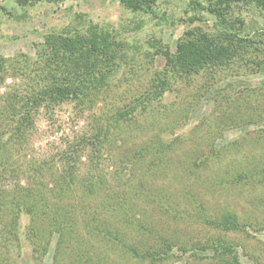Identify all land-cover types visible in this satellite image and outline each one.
I'll return each instance as SVG.
<instances>
[{
  "label": "rangeland",
  "instance_id": "rangeland-1",
  "mask_svg": "<svg viewBox=\"0 0 264 264\" xmlns=\"http://www.w3.org/2000/svg\"><path fill=\"white\" fill-rule=\"evenodd\" d=\"M188 2L157 0L154 17L118 0H42L25 8L0 0V56L7 60L0 106L7 95L24 98L37 89L22 74L21 56L34 57L51 32H108L126 53L94 104L40 101L20 142L0 150L6 159L0 264H264V8L254 1L228 2L229 31L254 41L245 53L223 67L173 79L159 101L118 124L107 142L81 143L101 116L149 86L164 67V51L174 52L183 32L198 29L228 42L216 18ZM16 184L42 196L33 215L13 219L6 200ZM56 209L71 218L70 232L61 239L55 232L34 237L48 234ZM228 212L239 228L205 222ZM218 238L233 252L207 244ZM123 243L163 254L139 258Z\"/></svg>",
  "mask_w": 264,
  "mask_h": 264
},
{
  "label": "trees",
  "instance_id": "trees-1",
  "mask_svg": "<svg viewBox=\"0 0 264 264\" xmlns=\"http://www.w3.org/2000/svg\"><path fill=\"white\" fill-rule=\"evenodd\" d=\"M40 1L42 0H13L21 8ZM156 1L118 0L127 10L158 17ZM250 1H254L257 6L264 8V0ZM228 2L229 0L210 1L205 6L199 0L188 2V6L192 3L201 6L200 10L205 9L216 18L218 25L223 28L224 35H226L228 42L225 45L222 42L220 43L217 37L199 32L198 29L197 31L186 30L183 32L176 42L175 51H164V67L155 71L150 79L149 86L141 94L134 96L124 108L116 109L104 117L101 116L95 132L86 138H82L81 143L96 146L103 139L107 142L118 124L141 111L147 112L154 102L159 101L174 83L173 79L181 76L188 78L206 69L223 67L232 60L233 56L238 55V53H245L247 46H253L254 41L251 39L239 38L235 31H229L234 27L231 25L233 24L231 17L228 16ZM195 5H192V7L195 8ZM0 8L4 9V6ZM123 44L122 41L116 40L111 34L103 31L94 30L89 32L88 35L80 33L55 34L51 32L45 36L43 42L35 46L34 57L22 55L23 67L21 69H24L22 74L28 76L32 82L30 88L33 89L37 86V89L30 95H25L24 98L17 94H11L4 99V103L0 106V150H6L8 142H20V139L23 138L24 127L31 123V112L34 110L35 105L40 104V101L58 104L63 101L74 100L80 104L88 100L94 104L96 100H93V96H98L102 91H105V88H108L112 74L121 66L122 59L126 56V53L121 51V48L124 47ZM6 62L7 60L0 56V74L5 69L7 70ZM26 68H29L28 72ZM0 80H3V77L0 76ZM30 100L31 102H29ZM30 103H34L33 107L29 105ZM5 162L6 159L2 161L0 159V166H2L0 170L4 169ZM66 174L70 175V173ZM0 178H2L1 174ZM62 182L66 183L65 180H62ZM36 195L39 197H36ZM41 198L42 196L35 194L30 186L16 184L15 192L12 193L9 200H6L8 208L15 214L12 218L15 219L16 215L20 213L33 215L37 210L36 208L43 203ZM2 202V196H0V210L4 204ZM54 211L53 219L47 223L46 228L48 230L46 232L48 234L45 235L43 231H39L37 234L35 233L34 237L42 239L55 232L61 239L65 232H70L71 226L74 224L71 218L62 211L60 212L57 209ZM205 222L210 226L223 227L229 230L239 228L238 220L230 212L222 215L216 221L205 219ZM16 224L14 221L13 227H15V230L17 228ZM30 228L31 224H29V229L26 228L29 240H31ZM192 244L193 249H200L196 248L200 245ZM207 244H214V248L218 251L220 248L221 251L233 252L231 243L224 239L218 238ZM122 247L139 258H152L155 260L163 254L158 252L156 254L155 251L148 249L141 251L135 244L123 243ZM202 247L205 248L206 246ZM44 248L46 249V246ZM45 249L44 251H46ZM181 249L184 250L185 247L181 246ZM234 258L236 257L234 256Z\"/></svg>",
  "mask_w": 264,
  "mask_h": 264
}]
</instances>
